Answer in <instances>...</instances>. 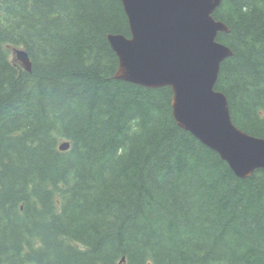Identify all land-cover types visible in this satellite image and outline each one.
Masks as SVG:
<instances>
[{"label": "trees", "instance_id": "obj_1", "mask_svg": "<svg viewBox=\"0 0 264 264\" xmlns=\"http://www.w3.org/2000/svg\"><path fill=\"white\" fill-rule=\"evenodd\" d=\"M213 18L215 90L264 139V0ZM108 34L130 35L120 0H0V264H264V170L236 177L169 87L115 79Z\"/></svg>", "mask_w": 264, "mask_h": 264}, {"label": "water", "instance_id": "obj_2", "mask_svg": "<svg viewBox=\"0 0 264 264\" xmlns=\"http://www.w3.org/2000/svg\"><path fill=\"white\" fill-rule=\"evenodd\" d=\"M221 1L120 0L130 35L108 34L107 41L118 59L115 79L149 89L169 87L177 125L217 153L236 177L247 178L264 170V139L235 127L225 95L215 90L221 63L233 55L216 41L229 32L213 18ZM14 53L30 71L25 50ZM69 147L62 142L59 150Z\"/></svg>", "mask_w": 264, "mask_h": 264}, {"label": "rangeland", "instance_id": "obj_3", "mask_svg": "<svg viewBox=\"0 0 264 264\" xmlns=\"http://www.w3.org/2000/svg\"><path fill=\"white\" fill-rule=\"evenodd\" d=\"M11 57H12V58H15V54H14L13 49L11 50Z\"/></svg>", "mask_w": 264, "mask_h": 264}]
</instances>
